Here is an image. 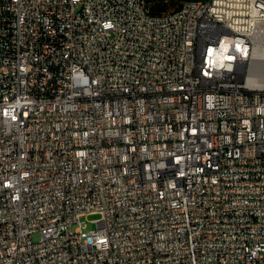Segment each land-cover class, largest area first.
<instances>
[{
  "label": "built area",
  "instance_id": "built-area-1",
  "mask_svg": "<svg viewBox=\"0 0 264 264\" xmlns=\"http://www.w3.org/2000/svg\"><path fill=\"white\" fill-rule=\"evenodd\" d=\"M253 72L264 0H0V264H264Z\"/></svg>",
  "mask_w": 264,
  "mask_h": 264
},
{
  "label": "bare ground",
  "instance_id": "bare-ground-1",
  "mask_svg": "<svg viewBox=\"0 0 264 264\" xmlns=\"http://www.w3.org/2000/svg\"><path fill=\"white\" fill-rule=\"evenodd\" d=\"M227 55H235V43L227 44ZM248 62L252 65H259L258 51L248 52ZM253 81L257 88L264 89V74L262 72H253ZM213 162H220V154H213Z\"/></svg>",
  "mask_w": 264,
  "mask_h": 264
},
{
  "label": "rangeland",
  "instance_id": "rangeland-1",
  "mask_svg": "<svg viewBox=\"0 0 264 264\" xmlns=\"http://www.w3.org/2000/svg\"><path fill=\"white\" fill-rule=\"evenodd\" d=\"M99 218V214H89L86 217H83L82 220L85 222L84 224V230L85 231H90L91 229H94L96 227V222ZM33 239L34 240H39L40 239V233L39 232H34L33 233Z\"/></svg>",
  "mask_w": 264,
  "mask_h": 264
}]
</instances>
